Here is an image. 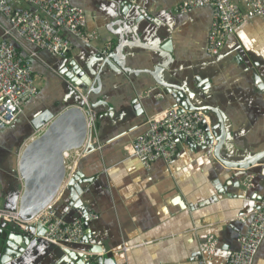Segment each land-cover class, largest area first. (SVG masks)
<instances>
[{
  "label": "crops",
  "instance_id": "obj_1",
  "mask_svg": "<svg viewBox=\"0 0 264 264\" xmlns=\"http://www.w3.org/2000/svg\"><path fill=\"white\" fill-rule=\"evenodd\" d=\"M69 1L84 12L86 32L97 39L85 45L64 34L71 43L64 59L26 43L19 48L25 57L36 53L31 69L37 94L16 120L0 131V210L17 209L23 190L17 174L18 157L35 138L29 121L45 110L57 115L65 109L69 86L59 71L67 62L76 61L84 70L91 65L95 76H100L99 93L89 95L95 131L87 140L92 138L95 149L81 157L77 166L89 180L81 184L79 198L88 215L94 216L88 219V231L93 235L90 242L97 241L114 264H226L229 254L239 250L238 238L252 220L255 198L264 195V160L243 172L251 175L247 178L238 176L240 169L223 167L207 148L192 149L184 139L176 142L171 162L157 160L148 170L128 151L146 131V120L173 104L151 75L158 73L165 84L186 86L203 95L200 102L211 109L208 121L212 117L217 123L212 110L222 113L226 137L220 156L224 160L241 162L263 153L264 18L244 20L221 52L210 56L206 51L212 21L209 8L181 14L177 7L186 0H136L130 4V13L122 16L120 6L126 0ZM20 8L32 9L27 5ZM8 29L9 22L0 14V39ZM121 31L129 44L123 50L125 65L135 74L113 73L96 61L107 43L113 45L110 54L115 51ZM167 41L172 61L145 48L155 45L160 50ZM196 76L209 85L204 92L193 82ZM137 99L145 110L143 117L133 112ZM215 183L225 192L219 194ZM54 205L66 223L81 216L69 207L62 189ZM13 223L0 218V228ZM210 238L217 248L207 256L200 246ZM62 257L60 247L40 239L4 264H57ZM254 264H264V241Z\"/></svg>",
  "mask_w": 264,
  "mask_h": 264
},
{
  "label": "built area",
  "instance_id": "obj_2",
  "mask_svg": "<svg viewBox=\"0 0 264 264\" xmlns=\"http://www.w3.org/2000/svg\"><path fill=\"white\" fill-rule=\"evenodd\" d=\"M126 1L128 4L136 2ZM21 5L30 6L32 9H21ZM199 8H209L212 11L206 46L210 56L221 52L227 38L244 20L264 18V0H186L179 4L177 11L187 14ZM0 14L9 22V29L4 31L3 39H0L1 131L16 120L23 106L37 94V84L31 69V60L36 53L26 57L19 53L18 50L24 43L44 50L53 57L64 59L71 51V43L64 34L80 40L85 45H90L97 36L86 32L87 19L84 12L73 6L69 0H0ZM112 48L113 45L107 43L99 53L107 57ZM69 85L83 102L80 109L86 118L88 137L95 131L91 105L80 88ZM206 114L200 110L179 113L178 108L174 107L148 118L145 122L146 131L132 142L129 155L136 158L147 170L157 160L169 163L175 155L179 136L191 139L197 148L204 147L212 152L216 141L212 144L207 142L201 125L203 121L209 124ZM45 126L46 124L43 125ZM86 144L87 140L80 148L64 154L63 184L78 172L79 160L89 152ZM54 201L26 224L35 223L44 228L41 239L61 249H65L67 245H83L85 231L81 219L66 223L57 215ZM256 205L248 228L238 238L239 250L229 254L226 264H254L258 249L264 241V195ZM2 217L0 214V218ZM89 217L94 216L88 215V219ZM4 219L8 222L9 219L17 221L14 217ZM216 248V241L210 238L200 246V251L209 256L215 254Z\"/></svg>",
  "mask_w": 264,
  "mask_h": 264
},
{
  "label": "water",
  "instance_id": "obj_3",
  "mask_svg": "<svg viewBox=\"0 0 264 264\" xmlns=\"http://www.w3.org/2000/svg\"><path fill=\"white\" fill-rule=\"evenodd\" d=\"M120 7L122 16H125L131 8L130 4L127 2L123 3ZM147 17L148 19H154L151 16ZM122 27H125L124 24ZM124 32L125 31H121L119 33V41L118 45L115 47V51L107 57H103L99 53L96 57V61L100 63L102 67L108 68V70L113 73L123 72L125 74H135L136 72H132L125 65V54L123 50L126 46H129V44L125 41ZM145 48L151 49L152 51L156 50L159 55L167 59L170 57L172 61L169 55L171 48L170 42L168 41L160 46V50H158L159 48L155 45L150 48H148V46ZM63 66L64 67L59 71V76L62 77L69 86V88H67L68 98L63 103L65 109L57 115L45 110L29 121L32 132H40L41 128V131H44L41 135L31 140L18 157L17 174L22 182L23 190L18 200L17 209L14 211L0 210V214L3 217H14L17 219L10 227L4 225L0 228V264L7 263L12 259L20 257L28 249L33 248L37 240L41 239L44 234V228L35 223L26 224V222L55 200L61 189L68 198L69 207L77 210L81 214L79 219H81L83 223L85 236L83 245H67L65 249H62L63 257L57 264H114V259L107 257L102 246L98 244L97 241L94 243L90 242L93 235L88 231V212L84 209L82 199L79 198L82 193L81 184L89 180L85 179L79 172H76L71 179L63 184L65 174L64 151L69 152L70 150L78 149L84 145L87 140L86 118L80 109V107L83 106V102L80 101L78 94L70 88L69 84H73L80 88L86 94L88 102L91 105L92 115L95 118L89 95H96L99 93L100 76H95V71L91 68V65H87L85 70L82 69L76 61H69ZM151 75L157 84L163 87L164 96L167 95L173 100V104L170 108H178L179 113H183L187 110H200L207 113L211 110L203 106V103L200 102L203 95L198 96V94L193 93L186 86L176 87L165 84L159 80L158 73H151ZM193 82L202 92L209 88V85L199 76L194 77ZM95 83L98 84V88H95ZM132 109L135 116L143 117L145 115V110H143L138 99L134 102ZM211 113L214 114L213 116L216 118L217 123L214 124L212 117H209V124L203 121L201 125L206 133L207 142L212 144L214 140L216 141L214 150L211 152L212 156L225 168L240 169L238 173L239 177L247 176L248 178L251 175L243 172L263 161L264 152L254 155L246 161L229 162L228 160H224V158L220 156L221 146L226 137L223 131V116L220 111L212 110ZM45 124L46 126L43 127ZM217 131H219V135ZM91 139L87 140L86 144V148L89 151L95 149V145L92 143ZM183 139L186 140L192 149H197L194 142L187 137L179 136L177 141ZM203 148L204 147L201 149ZM234 185H236V183ZM213 186L219 194L225 192V189L218 183H215ZM260 199L261 196L255 198L257 203ZM209 203L210 202L207 204ZM255 208H257V205Z\"/></svg>",
  "mask_w": 264,
  "mask_h": 264
},
{
  "label": "rangeland",
  "instance_id": "obj_4",
  "mask_svg": "<svg viewBox=\"0 0 264 264\" xmlns=\"http://www.w3.org/2000/svg\"><path fill=\"white\" fill-rule=\"evenodd\" d=\"M46 129V128H45ZM44 131V130H43ZM43 131H41L40 133H38L37 134V132H36V135H35V133L33 132V136L36 138L37 136H39V135H41L42 133H43ZM18 179H19V181H20V177L18 176ZM0 207H2V205L0 206Z\"/></svg>",
  "mask_w": 264,
  "mask_h": 264
},
{
  "label": "bare ground",
  "instance_id": "obj_5",
  "mask_svg": "<svg viewBox=\"0 0 264 264\" xmlns=\"http://www.w3.org/2000/svg\"><path fill=\"white\" fill-rule=\"evenodd\" d=\"M64 152L66 153V151H64ZM64 152H63V153H64ZM65 153H64V154H65ZM64 154H63V156H64Z\"/></svg>",
  "mask_w": 264,
  "mask_h": 264
},
{
  "label": "trees",
  "instance_id": "obj_6",
  "mask_svg": "<svg viewBox=\"0 0 264 264\" xmlns=\"http://www.w3.org/2000/svg\"><path fill=\"white\" fill-rule=\"evenodd\" d=\"M18 52H20V51L18 50Z\"/></svg>",
  "mask_w": 264,
  "mask_h": 264
}]
</instances>
